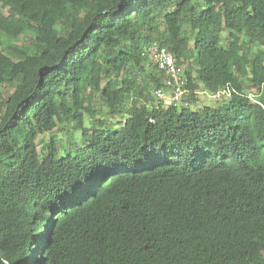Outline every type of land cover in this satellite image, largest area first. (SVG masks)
I'll list each match as a JSON object with an SVG mask.
<instances>
[{"label":"trees","instance_id":"16d2710c","mask_svg":"<svg viewBox=\"0 0 264 264\" xmlns=\"http://www.w3.org/2000/svg\"><path fill=\"white\" fill-rule=\"evenodd\" d=\"M0 264H264V0H0Z\"/></svg>","mask_w":264,"mask_h":264},{"label":"built area","instance_id":"2783aa9c","mask_svg":"<svg viewBox=\"0 0 264 264\" xmlns=\"http://www.w3.org/2000/svg\"><path fill=\"white\" fill-rule=\"evenodd\" d=\"M146 51L152 57L157 69L163 73L166 90L169 93L166 95L163 90H157L156 98L164 101L165 104L179 103L186 95V81L181 76L180 69L175 64L172 54L166 48L156 44L148 47Z\"/></svg>","mask_w":264,"mask_h":264},{"label":"rangeland","instance_id":"374dc122","mask_svg":"<svg viewBox=\"0 0 264 264\" xmlns=\"http://www.w3.org/2000/svg\"><path fill=\"white\" fill-rule=\"evenodd\" d=\"M5 14H6V11L4 10L3 11ZM88 69L89 67L87 66L86 67V72H88ZM104 85V82L102 83V86ZM246 92H249L248 90H246ZM251 92V91H250ZM152 94V92H150ZM153 95V94H152ZM193 96H195V103H196V106L195 107H198V108H202L204 106H214L218 103L221 102V98H212V97H208L204 94H202L201 92L197 91L195 94H193ZM222 97H225V96H222ZM111 122L112 124H114L115 122H121V119L120 118H112L111 119ZM53 135H55L60 141V145H59V151L63 149V147H67V140L68 138L64 136L63 133H60V132H54ZM50 135L49 134H42V135H39L38 138H37V144L38 145H41V141H47L49 139ZM70 141V140H68Z\"/></svg>","mask_w":264,"mask_h":264},{"label":"clouds","instance_id":"9594fccd","mask_svg":"<svg viewBox=\"0 0 264 264\" xmlns=\"http://www.w3.org/2000/svg\"><path fill=\"white\" fill-rule=\"evenodd\" d=\"M155 44V43H154ZM157 45V44H156ZM159 46V45H158ZM161 47V46H160ZM165 48V47H164ZM168 50V49H167ZM169 51V50H168ZM170 52V51H169ZM146 53H147V51H146ZM171 53V52H170ZM173 56V55H172ZM149 57V59L151 58V60L153 61V59H152V57L149 55L148 56ZM174 58V57H173ZM175 60V59H174ZM153 63H154V61H153ZM155 64V63H154ZM176 64V63H175ZM156 68H157V66H156ZM180 69V68H179ZM164 77V76H163ZM185 79V78H184ZM185 81H186V79H185ZM186 89V88H185ZM157 90H160V89H157ZM157 90H155L154 91V96H155V100L157 101V102H160L162 105H164V106H169V105H173V106H176V105H183V106H186L187 105V103L184 101V99L186 98V95L182 98V100L179 102V103H176V104H172V103H169V104H165L164 103V101H160V100H158L157 98H156V95H155V93H156V91ZM163 91L165 92V94L166 95H168L169 93L167 92V90H166V86L163 88ZM227 91H224L223 92V94L224 93H226ZM186 94H187V91H186ZM217 96H219V94H217L216 96H214V97H217ZM248 98H251V96H248Z\"/></svg>","mask_w":264,"mask_h":264}]
</instances>
